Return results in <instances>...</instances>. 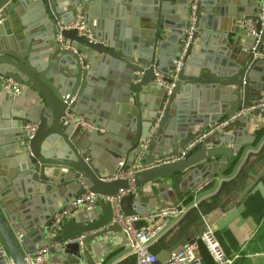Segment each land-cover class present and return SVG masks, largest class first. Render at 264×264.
Instances as JSON below:
<instances>
[{"label": "water", "instance_id": "1", "mask_svg": "<svg viewBox=\"0 0 264 264\" xmlns=\"http://www.w3.org/2000/svg\"><path fill=\"white\" fill-rule=\"evenodd\" d=\"M192 2L195 16L190 24ZM24 3L35 15L29 22L19 18ZM124 4H129L127 11ZM77 10L87 25L93 20L95 35L103 42L88 43L75 29L60 30ZM0 11V77L21 84L19 94L27 107L24 113L16 111L21 98L0 90V132L7 135L0 146L12 145L8 150L15 155L16 177L14 196L0 185V264H28L24 253L36 249L30 243L47 235L53 212L73 197L86 192L114 195L126 188V179H101L103 172L116 170L121 157L127 166L143 170L134 175L137 191L121 196L119 208L125 216L146 215L156 206L177 205L184 192L224 172L230 159L234 162L250 143L240 138L247 135L251 118H264V110L244 113L205 134L221 119L264 97V0H0ZM108 16L122 20V32L113 37L100 33L102 18ZM248 20L255 34L246 32ZM59 32L68 46L56 41ZM187 37L183 64L172 78V60L180 40ZM156 73L164 83L154 82ZM105 85L114 87L107 96ZM112 100L117 105L109 112L111 121L104 123ZM67 111L98 121L103 131H82L73 122L64 123ZM27 122L37 124L28 142L23 135ZM13 133L19 136L12 138ZM145 140L148 148L137 157ZM98 143L104 151L96 152ZM171 159L176 160L149 167ZM263 178L264 156L224 195L219 215L210 224L214 232L244 213L247 197L258 193L264 198ZM211 184L207 181L202 189ZM145 186L154 190L142 191ZM47 193L54 198L65 194L64 202L50 205V195H42ZM143 196L149 197L146 203ZM32 202L42 213L38 221H27L25 210ZM112 217L106 202L71 212L58 223L50 240L66 256L63 264H95L93 242L121 231ZM197 235L180 237L159 251L154 264L163 263Z\"/></svg>", "mask_w": 264, "mask_h": 264}, {"label": "crops", "instance_id": "2", "mask_svg": "<svg viewBox=\"0 0 264 264\" xmlns=\"http://www.w3.org/2000/svg\"><path fill=\"white\" fill-rule=\"evenodd\" d=\"M123 9L127 11L129 9V4H124ZM19 14H20L19 18L22 19L24 22H29L32 19V17L35 16L31 11V7L29 3L22 4V8L19 10ZM125 16L128 18V14H125ZM92 21L93 20L89 19L88 25L93 29L94 33H96V29L92 25ZM121 22L122 20L118 17L117 18L116 17L110 18V16L103 17L102 23L100 24V33H102L103 35L104 33L110 32V35H112V37L115 36L117 32L120 30V28H122L120 26ZM120 31L122 32V30ZM97 39L99 40L98 37ZM38 41H41V39H39ZM99 41H102V39H100ZM27 51H30V48H28ZM198 53H199V48L197 47L193 51L194 59L197 58ZM96 59L97 58L94 59V63H96L97 61ZM99 79H101L102 81L106 80V78L104 77L101 78L99 77ZM102 89L103 91L106 90L104 94L107 96L109 95L108 91H112L114 87H109L105 85L104 87H102ZM19 97L21 98L18 101L20 106L16 107L15 110L20 113H24L25 111H27V107L25 106L26 99L24 97H21L20 94L13 95V98L19 99ZM96 100L99 103L101 101L99 98H97ZM107 105H108V108L106 110L107 117L104 119V123L106 121L107 122L111 121L112 117L109 118L110 115L109 112H111L113 107L117 105V102L112 100L109 101V104ZM228 107L231 106L228 105ZM78 115L85 116L84 114H78ZM86 119H88L93 124L100 126L98 121L96 120L93 121L89 118ZM112 122L113 123L116 122V119L113 118ZM27 123H34V122H27ZM248 126L249 129L247 135L242 136L240 139H246L250 143H247L243 146V149L239 153L237 159L234 162H231L232 159H230V161L228 160L229 162L227 163L224 172L219 173L214 179L207 180L212 182L210 187H208L207 189H201L199 191H196L198 187L197 186L193 191L188 190L184 192L183 196L177 200L178 201L177 205L188 204L193 200L195 201L199 199L201 200V202L199 203L197 209H190L184 215V217L178 222L176 226H174L173 228L170 227L171 229H169L166 236H164L159 241L158 244L156 243L153 246V247L156 246L158 247V245H160L157 248L158 250L152 249L155 253H158L163 249H167L168 247L173 245L180 237L188 236L196 232L200 233L205 227V224L210 225L212 221L219 215L218 205L222 203L221 201L224 198V195L228 191H232L236 186H238V184H240L241 180L243 179V176L250 170L251 166L254 165L256 160H259L264 156V118L260 116L252 117L251 122L249 123ZM4 136L7 135L5 133L0 132V142L2 138L4 139ZM10 136L14 138L19 136V134L13 133ZM8 147H12V145L6 144L0 146V185L6 187L3 188L4 190H7L6 194H8L9 192L11 195L14 196L16 194L15 193L16 187L15 185H13V183L16 181L15 179L16 177L13 176L14 164L12 162L13 160L12 158L15 157V155H10ZM94 147L96 148V152H98L99 149L100 152L104 151L102 148H100V143L95 144ZM257 148H259V152L252 153V151ZM119 160L126 161V158L124 156L121 157ZM104 173L107 172H103V174ZM206 182L202 183L201 185L205 184ZM263 183H264V178H263ZM161 185H163V182H161ZM13 186L15 189L13 188ZM152 187L154 190V186H145L142 188V191L149 192L151 191ZM166 189H167L166 191L170 190V186H166ZM54 193L56 192L54 191ZM54 193L52 194L47 193L42 195L44 196L50 195V201H51L50 205L53 204L56 206L57 202L58 204L63 203L64 202L63 197L65 196V194L56 195V197L54 198L52 197ZM148 199L149 197L143 196L141 198V201L146 203ZM167 204L169 203L167 202ZM263 204H264V198H262L258 193H255L254 195L247 197L245 201L246 209L244 213L240 217H238L235 221H233L231 224H229L227 227L223 228L222 230L215 231V233L217 234L216 236L217 239L218 237H221V241L226 243V245H228L227 249L224 248V246L218 239L225 254L228 257H235V258L238 257L237 258L238 260L234 259L232 264H243L242 263L243 258L255 256L258 253H262L259 251H264V205ZM171 206L174 205L172 204ZM155 208H160V207L156 206ZM55 212L56 210L53 212V215ZM25 213L28 216L27 221H38L42 214L41 210H39L38 206L34 202H32L26 208ZM100 214L101 213H98L97 216H99ZM196 217L199 219L197 223L193 221ZM169 222L172 223V220L170 219ZM176 228L178 229L182 228L183 233L175 237L173 240H171L170 236L172 235L173 230ZM170 233L171 235H169ZM122 241L123 238L120 232H108L102 235L101 237L97 238L93 242L94 249L92 252L95 263L101 262L103 264H112V263L119 264L121 262H125L126 260H128L129 257L123 259L124 254H122V251L124 249L122 247ZM46 242L52 243L51 240H48L47 237L45 236L42 240L39 238L32 241L30 244L32 245V247L34 246L35 248H37L40 246V244ZM260 244H262V246H260ZM65 258L66 256H64L60 252L57 244L50 246L49 264H63ZM209 260L210 259L208 258L206 262H208Z\"/></svg>", "mask_w": 264, "mask_h": 264}, {"label": "built area", "instance_id": "3", "mask_svg": "<svg viewBox=\"0 0 264 264\" xmlns=\"http://www.w3.org/2000/svg\"><path fill=\"white\" fill-rule=\"evenodd\" d=\"M194 8L195 2H192L188 11V20L190 24L194 20ZM3 20L4 16L0 11V25L2 24ZM245 27L248 34H255L253 22L251 20L245 22ZM59 28L60 30L75 29L78 36L83 37L88 43L99 42L93 29L85 23L84 16L79 10L75 12L73 20L67 24L60 25ZM186 31L189 32V30ZM56 41L64 46H68L70 43L68 39L61 35L60 32L56 34ZM187 45L188 37L182 38L180 40V46L177 50L176 56L172 61L174 66V69L171 71L172 78L176 76L178 69L183 64V58L187 49ZM257 56H259V54H257ZM154 82L164 83L163 76L160 73H156ZM166 86L168 89L172 88L173 82L166 84ZM21 88V84L17 83L14 79L9 77H0V90L12 95H17L20 93ZM256 110H264V97L258 101L250 102L246 107L240 108L235 114L221 119L215 125L211 126L205 134H209L214 130L224 126L241 114ZM68 121L78 125L82 131H103L100 126L93 124L84 116L67 111L63 117V122L67 123ZM36 127V123H25L23 125V135L26 142H28V140L32 137ZM147 144L148 141L145 140L140 145V150L137 153V157L147 150ZM192 144L193 143L189 144L187 148ZM258 152L259 148L252 151V153ZM176 159L156 161L149 167H155L170 161H175ZM141 170H143V168H140L138 165L127 166V162L125 160H119L116 170L113 173L103 174L101 179L107 182L117 179H126L128 182L127 187L118 189L114 195H100L92 192H86L80 196L72 198L54 213L51 224L47 230V239L50 240L51 235L57 228L58 223L67 219L71 212L81 209L90 210L98 208L104 203L110 202L113 211L112 221L116 222L121 229L120 233L123 238L122 247L124 250H126L123 259L127 257H133L134 264H154L157 253L152 250V247L164 236H166L169 229L176 226L190 209H197L201 200H193L188 204L174 205L166 208H155L146 215L136 214L125 216L119 208L118 201L121 196L137 191L136 186L133 184L134 175ZM205 184L198 186L196 191L201 190ZM170 219L172 220V223L169 222ZM52 245H54V243L46 242L40 244V246L33 251L25 252L24 256L27 263L49 264V250L50 246ZM200 246L204 248L209 259L211 260L210 264H232L233 260L236 259L235 257H228L225 254L219 240L215 235V232L211 229L209 224H205L203 230L198 233L191 243H185L183 244L181 250L176 253H170L167 259L161 264H202L201 255L199 253ZM95 264L103 263L96 262Z\"/></svg>", "mask_w": 264, "mask_h": 264}, {"label": "rangeland", "instance_id": "4", "mask_svg": "<svg viewBox=\"0 0 264 264\" xmlns=\"http://www.w3.org/2000/svg\"><path fill=\"white\" fill-rule=\"evenodd\" d=\"M177 229L178 228H176V229L173 230L172 235H171V233L169 234V235H171L170 236V239H173L174 237H177V236H179L180 234L183 233L182 228L181 229H178V230ZM159 246L160 245H158V247ZM260 246H262V244H260ZM259 252H262V253H258L257 255L251 256V257H248V258H243L242 263L243 264H264V251H259ZM125 253H126V250H123L122 251V254H125ZM125 262L127 264H133L134 263L133 262V257H129L128 260H126Z\"/></svg>", "mask_w": 264, "mask_h": 264}, {"label": "trees", "instance_id": "5", "mask_svg": "<svg viewBox=\"0 0 264 264\" xmlns=\"http://www.w3.org/2000/svg\"><path fill=\"white\" fill-rule=\"evenodd\" d=\"M264 205V204H263ZM195 223H197L198 221H199V219L196 217L194 220H193ZM216 234V233H215ZM216 236H217V234H216ZM175 238V237H174ZM173 238V239H174ZM173 239H171V240H173ZM218 239L220 240V242L222 243V245L224 246V248H226L227 249V247H228V245H226V243H224V242H222L221 241V237H218ZM158 247L156 246V247H152V249H154V250H158L157 249ZM199 251H200V255H201V260H202V264H210L211 263V261L209 260L208 262H206V260L209 258L208 256H207V253L205 252V250H204V248L202 247V246H200V248H199ZM227 251V250H226ZM238 258V257H237ZM236 258V259H237ZM235 259V260H236ZM238 260V259H237ZM133 262H134V258H133ZM134 264V263H133Z\"/></svg>", "mask_w": 264, "mask_h": 264}, {"label": "flooded vegetation", "instance_id": "6", "mask_svg": "<svg viewBox=\"0 0 264 264\" xmlns=\"http://www.w3.org/2000/svg\"><path fill=\"white\" fill-rule=\"evenodd\" d=\"M118 264V263H117ZM119 264H127L126 262H121V263H119Z\"/></svg>", "mask_w": 264, "mask_h": 264}]
</instances>
